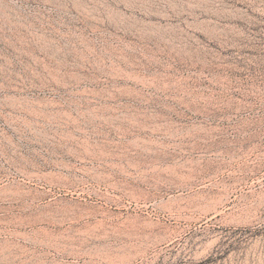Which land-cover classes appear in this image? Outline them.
Here are the masks:
<instances>
[{
  "label": "rangeland",
  "instance_id": "374dc122",
  "mask_svg": "<svg viewBox=\"0 0 264 264\" xmlns=\"http://www.w3.org/2000/svg\"><path fill=\"white\" fill-rule=\"evenodd\" d=\"M19 168L122 201L209 178L237 198L233 225L81 248L264 264V0H0V170ZM41 231L0 223V264H68L61 250L80 249Z\"/></svg>",
  "mask_w": 264,
  "mask_h": 264
},
{
  "label": "bare ground",
  "instance_id": "6f19581e",
  "mask_svg": "<svg viewBox=\"0 0 264 264\" xmlns=\"http://www.w3.org/2000/svg\"><path fill=\"white\" fill-rule=\"evenodd\" d=\"M208 180L172 183L160 187L158 194L146 193L122 201L87 192L68 179L49 174L22 168L15 172L0 170V223L49 233L59 229L60 237L80 248L61 250L68 264H127L115 259L122 245L159 243L181 222L234 224L235 212L242 210L237 198L210 190ZM76 235L87 237L77 239ZM88 237L104 242L117 240L122 245L104 243L101 248L84 251L81 247L88 244Z\"/></svg>",
  "mask_w": 264,
  "mask_h": 264
}]
</instances>
